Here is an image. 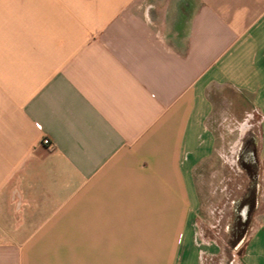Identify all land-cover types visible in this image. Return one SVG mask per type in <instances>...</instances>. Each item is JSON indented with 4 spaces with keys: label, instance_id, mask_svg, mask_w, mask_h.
I'll return each mask as SVG.
<instances>
[{
    "label": "crops",
    "instance_id": "crops-1",
    "mask_svg": "<svg viewBox=\"0 0 264 264\" xmlns=\"http://www.w3.org/2000/svg\"><path fill=\"white\" fill-rule=\"evenodd\" d=\"M225 123L264 165V0H0V264L218 259ZM259 188L233 264H264Z\"/></svg>",
    "mask_w": 264,
    "mask_h": 264
},
{
    "label": "rangeland",
    "instance_id": "rangeland-1",
    "mask_svg": "<svg viewBox=\"0 0 264 264\" xmlns=\"http://www.w3.org/2000/svg\"><path fill=\"white\" fill-rule=\"evenodd\" d=\"M230 127L234 128L232 123L221 126L225 134L222 154L214 161L219 170L208 172V178L218 179L219 182L214 181L215 186L210 190L216 193L204 203L205 209L208 207V212L203 211L198 219V230L202 235L208 240L223 242L225 246L223 255L218 259L209 260V264H233L235 254L242 255L252 225L250 220L253 207L249 210L245 223L240 219L239 210L246 202L259 195V185L264 180V165L255 158V152L257 153L261 142L259 124L256 123V127L242 139L240 154H234L232 151L231 147L237 140L238 132L228 134ZM239 240L240 250L233 252V246Z\"/></svg>",
    "mask_w": 264,
    "mask_h": 264
},
{
    "label": "flooded vegetation",
    "instance_id": "flooded-vegetation-1",
    "mask_svg": "<svg viewBox=\"0 0 264 264\" xmlns=\"http://www.w3.org/2000/svg\"><path fill=\"white\" fill-rule=\"evenodd\" d=\"M254 200H255V197L253 198V200H249V202L245 203L243 205V207L241 206L240 207V210H239V216H240V219L245 223L247 220H248V213H249V210H251V207H253L254 205ZM246 219V220H245ZM241 220H239L241 222ZM239 238V237H238Z\"/></svg>",
    "mask_w": 264,
    "mask_h": 264
},
{
    "label": "built area",
    "instance_id": "built-area-1",
    "mask_svg": "<svg viewBox=\"0 0 264 264\" xmlns=\"http://www.w3.org/2000/svg\"><path fill=\"white\" fill-rule=\"evenodd\" d=\"M43 143H44V145H51L52 144V142H51V140L49 138H45L43 140Z\"/></svg>",
    "mask_w": 264,
    "mask_h": 264
}]
</instances>
